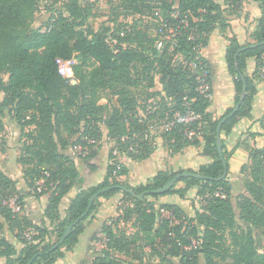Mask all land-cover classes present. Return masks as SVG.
<instances>
[{"label": "trees", "instance_id": "16d2710c", "mask_svg": "<svg viewBox=\"0 0 264 264\" xmlns=\"http://www.w3.org/2000/svg\"><path fill=\"white\" fill-rule=\"evenodd\" d=\"M124 1L140 15L146 14L147 8H151L147 2L152 1L165 17L151 24L145 21L135 26L113 46L106 37L109 29L95 30L87 24L92 9L83 0H68L65 12L52 15L43 29L32 28L39 0H0L2 107L8 108L9 115L22 131L27 125L34 126V129L24 131L30 143L18 157V162L30 192L37 196L49 192L45 215L52 222L58 221L60 230L58 241L52 242L47 227L20 215L25 195L18 190L17 181L0 167V256L5 257V264H29L35 255L31 264H54L79 243L86 229L85 220L96 209V199L64 242L55 246L66 229L86 211L90 198L96 193H99L98 197L110 198L121 192L134 202L138 230L153 232L159 240L161 247L157 252L161 264H202L201 255L206 264H260L259 242L252 232L258 229L264 235V147L245 146L250 152L242 167L248 174L244 179L247 193L238 196L237 206L248 229L240 231L231 200L233 181L229 176L231 163L225 137L231 134L240 119L252 117V102L258 89L245 70L249 60L255 59V74H261L264 0H255L261 15L252 41L241 43L235 34L227 35L224 63L232 77L235 104L217 118L211 109L214 94L212 66L205 50L216 28L225 31L230 26L224 5L217 0ZM244 1L224 0V4L237 9ZM59 58L77 60L72 77L59 72ZM156 72L161 76L163 101L168 102L162 114V109H157L147 118L172 123L166 128L165 137L167 142H173L175 154L191 145L200 150L199 156L206 161L197 169L191 166L175 171L159 170L145 184L134 187L120 179L129 173V167L123 158L114 154V150L133 160H141L156 149V137H144L149 123L137 113L138 99L132 91V88H142L150 96L160 94L151 91L156 84ZM3 73L8 74L7 80ZM245 85L246 95L241 100ZM240 101L236 113L222 122L224 157H221L217 146L218 125ZM177 113L182 116L194 113L197 118L188 123L181 122L175 117ZM201 124L204 132L209 131L202 138L195 133L191 137L185 134L188 129L198 132L197 127ZM103 128L107 130V137L115 142L109 152L105 177L98 184L73 195L62 215L61 201L80 174L74 159L62 152L70 145L64 134L77 136L72 142L77 146H88L86 156L93 158L102 146ZM90 139L96 142L91 144ZM131 146L133 149L130 150ZM225 167L228 168L226 176ZM184 172L199 173L203 177H181L164 193L148 194L153 197L152 202L173 194L186 199L187 193L196 188V197H201L204 203L196 207L197 201H193L195 215L187 223L182 219L184 209L181 205L161 203L162 209L182 219L175 224L158 213L154 205L145 203L148 195L142 198L138 195L159 189ZM40 186L41 191H38ZM12 201L19 210L13 207ZM27 226H33L45 237H25ZM113 226V223L103 225L108 238L107 249L94 256L91 264H143L141 257L134 253L135 242ZM6 232L15 237H7ZM15 241L21 244L20 249Z\"/></svg>", "mask_w": 264, "mask_h": 264}, {"label": "rangeland", "instance_id": "374dc122", "mask_svg": "<svg viewBox=\"0 0 264 264\" xmlns=\"http://www.w3.org/2000/svg\"><path fill=\"white\" fill-rule=\"evenodd\" d=\"M68 0H39L38 10L35 14L34 22L32 24V28H40L43 29L44 26L48 23L50 17L56 15L58 12H65V5ZM83 2L89 5L92 9L91 15L87 19V24L95 30L98 29H109L107 31V39L108 41L115 46L119 43V38H123L126 36L127 32H130L135 26H139L140 24H144L145 21L150 24L153 22L159 21L161 18H164V14L162 10H158L160 12L159 15L156 14L157 5L152 1H148L147 5H150L151 8H147L146 14L140 15L138 13H134L132 9L126 6L124 0H83ZM228 33V31H227ZM229 34V33H228ZM162 41V40H161ZM125 46L128 44H124ZM264 54L262 56V59ZM254 60V59H253ZM74 62L77 63V60L74 59ZM216 65H214L215 67ZM226 67V66H224ZM3 78L5 80L8 79V74L3 73ZM261 76V75H260ZM161 76L158 72H156V84L155 87L151 90L153 92L160 93L158 95L150 96L145 89L132 88L134 95H136L138 99V107L136 108L137 113L143 116V120L149 123V130L144 133V137L146 135L149 138L153 136L156 137L155 145L160 141H166L165 131L166 128L171 126L172 123L160 122L159 120L152 119L149 120L147 117L150 113L155 110L162 109L161 114L163 113L164 105H166V101H163L164 92L163 86L161 84ZM207 89V88H206ZM205 89V90H206ZM4 95L0 92V165L4 164L2 153H4L5 145H7V134H9L11 143L13 147L12 151L20 157L22 151H25V146L30 143L24 131H29L34 129L33 125H27L25 130L22 131L21 126L17 123V121L8 113V108L2 107ZM106 102L105 99L102 100ZM213 103V99H212ZM218 103V102H217ZM230 104L223 108L221 111H217L218 109L215 107L211 109L213 111L214 117L217 118L221 114H223L228 108L234 106L235 99H231ZM170 105V104H169ZM166 113V112H165ZM176 118L179 117V121L187 122L188 120L193 119V113L187 114L186 116H182L180 114H176ZM188 123V122H187ZM202 125H199L198 132H193L199 138H202L204 133H209V131H203ZM206 125V124H205ZM188 126V125H187ZM9 127V128H7ZM189 128V127H187ZM7 131V132H6ZM190 132V130L188 129ZM191 132L190 134L193 135ZM186 134V131H185ZM187 135V134H186ZM64 137L67 138V141H70L68 147L62 151L66 153L72 159H74L75 163L83 169L84 165L87 164L88 167L93 160V158H88L86 155L80 154L79 148L75 143L77 136H68L66 133ZM190 137V136H189ZM165 138V140H164ZM226 140V138H225ZM109 143V150L115 145V142L107 137V130L103 128V140L102 145ZM166 152L169 163L167 164V168L169 171H175L181 167L187 168L193 166L195 169L200 165V160L198 159L199 151L196 147L187 145L183 148L181 153L175 154V146L173 142L166 141ZM227 155L230 159V169L229 176L233 181V192L231 195V200L234 205L236 220L240 225V231H244L248 229L247 224L240 218V210L237 206L238 196L242 193L243 189L246 191L244 187V179L248 175L247 172L242 171V167L246 165V163L240 161H234V150L226 145ZM99 150V149H98ZM233 150V152H231ZM110 151H108L109 154ZM192 159V161L196 162L195 164H189L184 161V157ZM121 158H123L124 163L129 167V165L137 160H133L128 155L121 154ZM187 159V160H188ZM233 159V160H232ZM172 161L173 164L170 162ZM100 163L104 162V156L100 158ZM177 162V164H176ZM13 163V162H11ZM181 163V164H180ZM191 165V166H190ZM238 165V167L236 166ZM93 167H95L93 165ZM235 168L236 170H231V168ZM92 168V167H91ZM237 171L240 173L238 178H235L234 172ZM234 176V177H231ZM179 185H183L180 183ZM242 188V190L240 189ZM247 193V191H246ZM202 198L196 197V188H193L187 193L186 199H181L177 194L167 195L158 202H152L153 197L149 195L145 197V203L150 205H154L155 210L158 213H161L163 216L170 218L173 223L179 224L182 219L187 223L190 221V218L194 217L195 208L193 206V201H197V206L200 207L201 203H204ZM96 209L95 211L85 220L86 229L84 233L80 236L79 243L74 246L75 250L73 251V255L81 259L84 257L86 259H91L107 249V236L103 232L104 224H114V228L121 233H126L129 237L135 242L133 249L134 253H137L143 264H161L158 256V250L161 246L159 244V240L154 236L153 232H140L137 227L136 216L134 213V202L126 198L123 193L119 192L115 194L113 197L104 198L97 197L96 198ZM163 202H171L177 203L181 205L184 209V217L182 219L176 218L170 211L164 210L161 208V203ZM13 204V201H12ZM13 207L17 209V206L13 204ZM58 221H53L50 226H46L49 229V237H51L52 242H57L60 237V230L57 228ZM1 233V232H0ZM7 237H15L10 232H6ZM25 237H45L41 232L37 231L33 226H27L24 229ZM252 234L256 237L259 242L260 255L258 261L260 264H264V235L258 229H254ZM47 235V234H46ZM195 242H197L195 240ZM75 252V253H74ZM177 262L178 258H174ZM201 263L206 264L205 258L201 255Z\"/></svg>", "mask_w": 264, "mask_h": 264}, {"label": "crops", "instance_id": "0c3cea01", "mask_svg": "<svg viewBox=\"0 0 264 264\" xmlns=\"http://www.w3.org/2000/svg\"><path fill=\"white\" fill-rule=\"evenodd\" d=\"M219 3L223 4L225 7V16L227 22L230 24L227 30L221 31L216 28L211 33L210 43L205 50V56L211 63L212 66V80H213V103L212 109L215 107L217 111L223 110L230 103V100L234 98V87L232 77L228 74L224 63V52L228 44L227 35L235 34L241 43H246L252 41L254 32L256 31L259 23V17L261 15V9L259 3L255 0H245L242 5L233 9L230 6L224 4V0H217ZM228 31V33H227ZM214 65H216L214 67ZM256 70V60L250 59L248 66L245 70V74L251 76L258 89L253 102H252V117L242 118L234 126L230 135L226 136L225 143L230 149H234V161L246 163L249 159V150L245 147L250 145L252 147H264V76L261 74H255ZM259 75V76H258ZM261 75V76H260ZM218 102V103H217ZM9 128V127H7ZM7 132V131H6ZM7 134L8 140L7 145H5V152L2 153V158L4 164L0 167L2 170L8 174L12 179L17 181V188L20 193L25 195L24 206L19 210L20 215L28 216L36 225L47 227L52 224V220L45 215V208L48 204L49 192L43 193L39 196L34 195L30 192L31 188L26 184L24 180V175L22 171V166L18 162V156L12 151V143ZM109 143L102 145L96 157L90 161L91 167L87 164L81 169L79 166L80 174L76 179V183L70 192L65 195L60 204V211L62 215L65 209L70 204L71 198L77 192L88 189L91 186L98 184L105 177L109 159ZM104 156V162L100 163L99 160ZM187 155L184 157V161L189 164H195L196 162L192 159H188ZM200 164L206 160L198 156ZM167 152L165 148L164 141H160L156 144V149L150 154L146 159H141L132 162L129 165V173L127 175L121 176V180L126 181L131 186H139L140 184H145L152 176H154L157 171L166 169L169 163ZM233 160V159H232ZM13 162V163H11ZM171 164L172 161L170 162ZM177 164V162H176ZM181 164V163H180ZM93 165L95 167H93ZM191 166V165H190ZM238 167V165H236ZM231 170H236L233 167ZM240 173L234 172L235 178H238ZM231 176V177H234ZM41 184V182L39 183ZM242 190V188H240ZM41 191V186L39 190ZM242 193L246 194L243 189ZM18 249L21 248V244L14 242ZM67 251L63 258L58 259L54 264H91V259L82 258L78 259L73 255V251ZM75 253V252H74ZM6 259L0 256V264H5Z\"/></svg>", "mask_w": 264, "mask_h": 264}, {"label": "water", "instance_id": "95a60500", "mask_svg": "<svg viewBox=\"0 0 264 264\" xmlns=\"http://www.w3.org/2000/svg\"><path fill=\"white\" fill-rule=\"evenodd\" d=\"M246 95V85L244 87V90H243V94H242V97H241V100L244 99ZM242 101H240L236 107L234 108V110L226 117L224 118L221 123L218 125V128H217V137H218V140H217V146H218V150L220 152V155L221 157H224L223 156V152H222V141H221V125H222V122H224L227 118L233 116L236 111L238 110L239 106L241 105ZM228 174V168L225 167V173H224V176H226ZM190 176H193V177H198V178H202L203 176L199 173H192V172H184L182 174H178L176 177H174L173 179H171L167 184H165L163 187L159 188V189H156V190H148V191H145L143 193H141L140 195H138L139 198H142L144 197L145 195H148V194H152V193H155V194H162L164 193L167 189H169L171 186H173L181 177H190ZM126 190H128L130 193L132 194H135L134 191L132 189H128L125 187ZM105 190V189H104ZM99 196V193H96L94 194L91 198H90V201H89V204H88V207L86 209V211L80 216L78 217L65 231L64 235L62 236V238L60 239V241L55 245H60L64 242V240L66 239V237L69 235L70 231L73 229V227L75 225H77L80 221L83 220V218L88 214L94 200ZM37 257V255H35L33 257V259L29 262V264H31L33 262V260Z\"/></svg>", "mask_w": 264, "mask_h": 264}, {"label": "built area", "instance_id": "2783aa9c", "mask_svg": "<svg viewBox=\"0 0 264 264\" xmlns=\"http://www.w3.org/2000/svg\"><path fill=\"white\" fill-rule=\"evenodd\" d=\"M156 14L159 15L160 12L158 10H156ZM159 46H161V43L159 44ZM263 63H262V66L260 67V71H261V75L264 76V57H263ZM57 62H58V67H59V72L65 76V77H72L73 74H74V70H73V66H74V59H63V58H59L57 59ZM73 82H75V80H72ZM208 88V87H206ZM197 116L193 113V119H196ZM193 133V131H186V134L188 136L191 137L192 134L190 133ZM148 136L146 135V138ZM96 140L95 139H90L89 140V143H95ZM79 148V152L80 154H83V155H86L89 153V148L88 146L87 147H83V146H77ZM133 149V146L130 147V150ZM114 154L115 155H118L119 157H122L121 156V153L116 149L114 150Z\"/></svg>", "mask_w": 264, "mask_h": 264}]
</instances>
